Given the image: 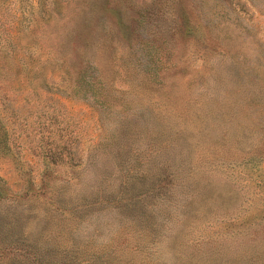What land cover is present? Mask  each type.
Here are the masks:
<instances>
[{"label": "rangeland", "instance_id": "obj_1", "mask_svg": "<svg viewBox=\"0 0 264 264\" xmlns=\"http://www.w3.org/2000/svg\"><path fill=\"white\" fill-rule=\"evenodd\" d=\"M0 264H264V0H0Z\"/></svg>", "mask_w": 264, "mask_h": 264}]
</instances>
